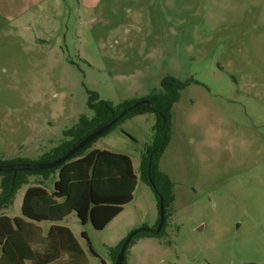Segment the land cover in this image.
Listing matches in <instances>:
<instances>
[{
  "label": "rangeland",
  "instance_id": "rangeland-1",
  "mask_svg": "<svg viewBox=\"0 0 264 264\" xmlns=\"http://www.w3.org/2000/svg\"><path fill=\"white\" fill-rule=\"evenodd\" d=\"M167 77L186 84L159 163L174 201L162 237L134 241L124 264H264V0H0V165L36 164L93 118L92 94L115 107L158 94ZM155 122L126 119L85 152L127 155L137 177L104 230L63 222L89 264H114L134 229L157 228L140 172ZM38 181L1 212L22 219Z\"/></svg>",
  "mask_w": 264,
  "mask_h": 264
},
{
  "label": "trees",
  "instance_id": "trees-1",
  "mask_svg": "<svg viewBox=\"0 0 264 264\" xmlns=\"http://www.w3.org/2000/svg\"><path fill=\"white\" fill-rule=\"evenodd\" d=\"M160 85L161 91L158 94L144 99L150 100V105L136 104L139 101H126L114 107L110 102L99 101L92 94L88 107L94 113L93 118L82 116L73 129L64 132L66 139L45 153L37 163L51 162L62 157L122 111L127 110L121 120L99 138L126 119L153 114L156 122L150 145L142 155L140 172L142 181L156 195L158 209L159 198L163 199L166 218V212L174 201L173 184L161 172L159 163L170 139L171 111L186 84L167 77ZM92 143L64 164L50 170L0 173V264H89L71 231L59 224L75 214L82 226L90 223L94 230L102 231L131 203L137 186V177L127 155L99 150L85 154ZM17 163L32 164L28 161H16L12 164ZM30 177H38L39 183L29 187L24 193L21 204L22 219H10L1 214V211L12 206L16 192L22 186L28 185ZM51 177H56V180L49 193L46 182ZM40 223L52 225L45 237L37 226ZM163 228L164 225L159 233L155 232L156 229L141 231L129 245L138 239L161 238ZM81 238L89 245L85 232L81 233ZM122 244L123 242L110 251L113 263ZM124 262L125 256L122 264Z\"/></svg>",
  "mask_w": 264,
  "mask_h": 264
},
{
  "label": "water",
  "instance_id": "water-1",
  "mask_svg": "<svg viewBox=\"0 0 264 264\" xmlns=\"http://www.w3.org/2000/svg\"><path fill=\"white\" fill-rule=\"evenodd\" d=\"M136 104H151L150 100H141L137 102ZM126 111H122L120 114H118L113 120H111L109 123L101 126L97 130L93 131L91 134H89L87 137H85L83 140H81L78 144H76L72 149H70L66 154H64L62 157L51 161V162H45V163H36V164H29V163H17V164H7V165H0V173L4 172H11V173H18V172H36V171H43V170H50L53 168H56L62 164H64L67 160L75 156L80 150L84 149L86 146H88L90 143H92L94 140L99 138L101 135H103L105 132H107L111 127H113L117 122L121 120V118L126 114ZM153 186V184H151ZM165 223V212H164V203L163 199L159 198V223L155 230L156 233H159ZM147 229L145 228H139L134 229L132 233L128 236V238L123 242L118 255L116 257V260L114 264H122L124 259V253L129 245L130 241L141 231H145Z\"/></svg>",
  "mask_w": 264,
  "mask_h": 264
},
{
  "label": "crops",
  "instance_id": "crops-1",
  "mask_svg": "<svg viewBox=\"0 0 264 264\" xmlns=\"http://www.w3.org/2000/svg\"><path fill=\"white\" fill-rule=\"evenodd\" d=\"M56 178V177H55ZM54 178V180L52 181V183H51V187H53V184H54V182H55V179ZM38 183H39V181H38ZM37 185V184H36ZM32 186H35V185H32ZM47 191L49 192V193H51V189L49 190L48 188H47ZM10 208V207H9ZM8 208V209H9ZM5 210H7V209H5ZM5 210H3V211H5ZM1 214H3L4 215V213L3 212H1ZM11 219V218H10ZM67 219H69V217L67 218ZM66 219V220H67ZM66 220H64L63 222H65ZM63 222L61 223V224H59L60 226H62V224H63ZM37 226L41 229V231H42V235H43V237H45L46 236V234H47V232H48V230H49V228L52 226L51 224H49V223H40V224H37ZM64 227V226H63ZM70 230V229H69ZM71 231V230H70ZM72 233V232H71ZM73 234V233H72ZM74 236V235H73ZM75 237V236H74ZM75 239H76V237H75ZM143 239H145V238H143ZM77 240V239H76ZM83 250V249H82ZM85 253V252H84Z\"/></svg>",
  "mask_w": 264,
  "mask_h": 264
}]
</instances>
